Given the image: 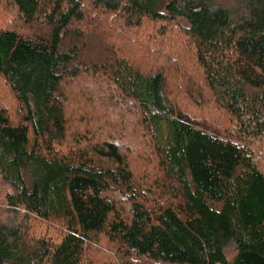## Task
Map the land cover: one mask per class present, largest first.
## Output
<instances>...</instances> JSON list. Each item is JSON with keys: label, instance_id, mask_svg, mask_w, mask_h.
Instances as JSON below:
<instances>
[{"label": "trees", "instance_id": "trees-1", "mask_svg": "<svg viewBox=\"0 0 264 264\" xmlns=\"http://www.w3.org/2000/svg\"><path fill=\"white\" fill-rule=\"evenodd\" d=\"M0 96V264H264V0H0Z\"/></svg>", "mask_w": 264, "mask_h": 264}, {"label": "rangeland", "instance_id": "rangeland-1", "mask_svg": "<svg viewBox=\"0 0 264 264\" xmlns=\"http://www.w3.org/2000/svg\"><path fill=\"white\" fill-rule=\"evenodd\" d=\"M179 24L182 26L187 25L186 22L184 20H181V19L179 20ZM155 52H159V50L155 49ZM158 54L162 55L160 53H158ZM80 83L81 84H79L75 89H73L75 95L78 94L79 90H81L82 93H84V95L85 94L89 95L88 92L93 90V84L91 82H80ZM177 85H178L179 91L183 92V90H185V87L183 88L182 76L180 78H178ZM86 95H85V97L87 98ZM69 98H71V97L69 96ZM71 100H72V98H71ZM3 101H4L3 97L0 96V103H2ZM79 107L82 110V112L76 113L75 108H73L72 105H71V107L69 106V108L67 110V119H68V122H70L69 126H70V133L71 134H73V130H74V127L76 124H82L81 122H78V121H80V120L84 121L85 120V122H88L90 119L98 120V118H99L98 116H93V114L96 113V110L98 109V107H93L92 110H88V108L86 109L83 106L82 107L79 106ZM194 116H195V118H198V121L201 122L202 124H207L208 126H211L212 128H217L218 130L224 129V120L222 118H220L219 116H216L213 113H209V112L201 113V112L196 111ZM103 120L105 121L106 119H104V117H102V120L100 121V123L98 125H102L101 122L104 123ZM127 136H128V134H127ZM123 143L125 145H128L129 148L131 147V149H133L134 154H133V156L130 155V158H131V161H132L134 167L136 166L137 171H139V172L141 171V173H144L145 171H147V165L148 164H147L146 158H148V154L141 153L139 151L140 146L137 147L136 143H128V141H124ZM255 150H256L255 153H256L257 158H258L257 159L258 164L261 167V169L264 171V143L258 145ZM149 169H150V172L152 173V168L149 167ZM1 199L2 198H1V194H0V203L2 202ZM0 209H2L1 204H0ZM0 218H3V217L0 216ZM22 218H24V217H19L17 219V221H15V222L16 223L22 222L23 221ZM12 221H13V219H12ZM33 222H35V224H37V227H41V229L39 231H45L44 226H48L46 223L41 222V221H39V222L33 221ZM49 226L52 227V229L54 228L51 224ZM53 232H54V230H53ZM99 251H100V253H99ZM235 252H236L235 246H231L227 249V256L230 260L233 259ZM86 264H123V263L121 262L120 258L116 255V248H114L112 245L104 242V244L99 246V247L96 246L93 249L87 250Z\"/></svg>", "mask_w": 264, "mask_h": 264}]
</instances>
